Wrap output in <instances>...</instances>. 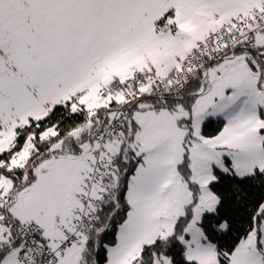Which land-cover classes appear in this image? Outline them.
<instances>
[{
    "label": "snow or ice",
    "instance_id": "1",
    "mask_svg": "<svg viewBox=\"0 0 264 264\" xmlns=\"http://www.w3.org/2000/svg\"><path fill=\"white\" fill-rule=\"evenodd\" d=\"M0 264H264V0H0Z\"/></svg>",
    "mask_w": 264,
    "mask_h": 264
}]
</instances>
